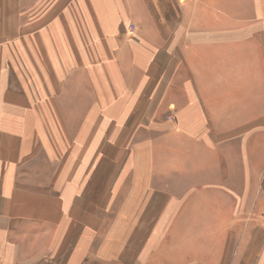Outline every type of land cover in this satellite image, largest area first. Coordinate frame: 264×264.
Segmentation results:
<instances>
[{
	"label": "crops",
	"instance_id": "0c3cea01",
	"mask_svg": "<svg viewBox=\"0 0 264 264\" xmlns=\"http://www.w3.org/2000/svg\"><path fill=\"white\" fill-rule=\"evenodd\" d=\"M258 119L264 0H0V264L161 260L148 230L188 243L169 264H264L235 222ZM172 184L200 206L162 219Z\"/></svg>",
	"mask_w": 264,
	"mask_h": 264
},
{
	"label": "rangeland",
	"instance_id": "374dc122",
	"mask_svg": "<svg viewBox=\"0 0 264 264\" xmlns=\"http://www.w3.org/2000/svg\"><path fill=\"white\" fill-rule=\"evenodd\" d=\"M261 105H259V115L261 114ZM168 118H170V116H168ZM164 121L166 120V117L163 119ZM250 120H245L243 121V124L248 123ZM168 122V121H167ZM169 123V122H168ZM147 124V128L149 127H158V121H146ZM264 120L263 119H258L257 120V126L255 125L256 128V132L258 133L255 136H252V142L257 144L258 150L255 152V157L254 160L259 164L261 161L264 159ZM253 127V126H252ZM158 138H162V137H158ZM166 137L162 138V141L165 140ZM234 140L231 142V144L233 145H238L240 144L242 147V142H245L244 138L238 139V143ZM198 144H194L193 146L196 148ZM196 155H202V158L200 159L201 161L204 160V153L202 151H198L196 152ZM246 157L242 156L241 158V164H242V177L245 178L247 176V171L244 169H247V162L245 161ZM203 164L202 162L199 163V165ZM236 164V163H235ZM225 168V167H224ZM223 168V169H224ZM257 169V168H256ZM258 172H259V176L256 179V183L255 184H243L242 185V189H241V193L239 194V196H241V205L238 206L239 208V212L235 213V215H237V217L235 216L236 219V223H242L243 227L244 225H248V230L250 231V229L253 227V225L257 222H264V184H262V181L264 179V167L262 168H258ZM210 173H216L217 175H219L217 173V171L215 172L214 170H210ZM222 175V176H221ZM219 175V177L223 178L225 176H223V174ZM173 183V181H172ZM192 186V184H191ZM177 188L176 191H162L161 192H165L164 195L162 196L161 199H157L155 201L151 200V203L149 202L147 205H149L148 207L150 208H156L157 212H161L162 214V219H164V215L166 213V211H168L169 209H172V212H175L176 210H182L183 212L191 211L190 208H193L196 204H198L200 206V203L197 202L196 200L193 201H189L186 200L185 198L180 199L181 195L183 192H185V187L186 184L184 185H179V187L177 185H173L172 184V188ZM169 192H171V194H169ZM168 195H172L177 196L178 198L174 199V198H170V200H168L166 197L164 196H168ZM236 198L238 197L237 195L235 196ZM260 200V201H259ZM154 203V204H152ZM156 204V206H155ZM255 204V207H254ZM160 208V209H159ZM198 211H202V209L200 208ZM147 217H149L147 215ZM170 218V217H167ZM196 218V217H195ZM252 225V226H251ZM259 226V224H258ZM166 227V226H165ZM164 227V228H165ZM250 227V228H249ZM151 228L153 229V226H151ZM246 229L243 230L241 233H234L236 234V236L238 235V237L240 235H243V238L241 239V242L244 243L245 240L247 238H249V231ZM148 230V229H147ZM161 237V243H162V248L159 250L160 252L158 253L157 257L161 256V260H156L155 258L150 257L149 255H145L144 258H142L143 263L142 264H169V260H170V255H181L183 256V258L189 256L188 252H187V244L188 243H170L171 238H170V231H163L161 233H154L151 230H148L145 234V241L146 244H151V243H158L159 239H157V237L159 236ZM184 234L185 232H181L179 237H178V241L179 242H183L184 240ZM223 233L221 232H204L203 235L205 238H211L214 241L219 242V240L221 239V235ZM227 234H231V233H227ZM234 237V238H233ZM233 237H229L230 239L235 241V236ZM199 246H201V244H199ZM202 247V246H201ZM217 247V243H213L211 246H209V243H204L202 248H199V250H203L202 255L205 256H214V252L216 251L215 248ZM147 251L148 250H153L152 248H146ZM96 262V263H95ZM84 264H107L105 261V257L102 256L101 254L98 255V258L96 261H94V258L92 257V259L89 258V263H84ZM116 264V263H114ZM171 264V263H170Z\"/></svg>",
	"mask_w": 264,
	"mask_h": 264
}]
</instances>
